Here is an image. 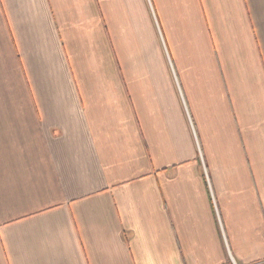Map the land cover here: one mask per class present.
I'll list each match as a JSON object with an SVG mask.
<instances>
[{"label": "crops", "instance_id": "obj_1", "mask_svg": "<svg viewBox=\"0 0 264 264\" xmlns=\"http://www.w3.org/2000/svg\"><path fill=\"white\" fill-rule=\"evenodd\" d=\"M0 264H264V0H0Z\"/></svg>", "mask_w": 264, "mask_h": 264}]
</instances>
